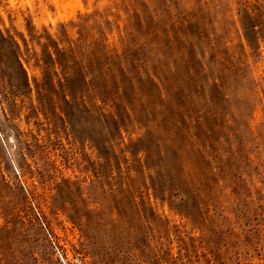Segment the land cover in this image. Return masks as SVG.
Instances as JSON below:
<instances>
[{"label": "rangeland", "instance_id": "374dc122", "mask_svg": "<svg viewBox=\"0 0 264 264\" xmlns=\"http://www.w3.org/2000/svg\"><path fill=\"white\" fill-rule=\"evenodd\" d=\"M0 264H264V0H0Z\"/></svg>", "mask_w": 264, "mask_h": 264}, {"label": "trees", "instance_id": "16d2710c", "mask_svg": "<svg viewBox=\"0 0 264 264\" xmlns=\"http://www.w3.org/2000/svg\"><path fill=\"white\" fill-rule=\"evenodd\" d=\"M58 52H59V55H57V58L55 59L56 64H58L60 67H63L64 61H66V64L67 63L69 64L68 68H71L72 70L77 72L78 76H80V79H78L80 84H81V82L82 83L86 82V84L90 85L94 82L93 74H91L92 76H90V74H89V73H92L91 72L92 68L90 66L88 56L82 55V56H80L79 60H74L73 57L71 56L69 50L61 49V50H58ZM101 53H103V55H105V54H107V50L103 49ZM110 58H112L111 59L112 61L109 64L107 62H104V65L101 64L100 67L98 66L96 68L97 69V75H98L97 79H100V80L103 79L102 82H105L106 80H108V79H105L108 76L112 79V82L117 81V75H116L117 71L113 70L112 66H114L115 64L118 63V62H115V60H120V59L117 56H114V57L112 56ZM63 59H65V60H63ZM84 59H86L85 63H84ZM103 68L107 69V71L110 73H105L107 71L103 70ZM118 70L122 75L129 73V71L125 68H122V69L118 68ZM74 71H73V74H74ZM105 89H106V87H105ZM69 91L72 93L71 96L74 97V95L76 96V93L79 91V89L71 87V88H69Z\"/></svg>", "mask_w": 264, "mask_h": 264}, {"label": "built area", "instance_id": "2783aa9c", "mask_svg": "<svg viewBox=\"0 0 264 264\" xmlns=\"http://www.w3.org/2000/svg\"><path fill=\"white\" fill-rule=\"evenodd\" d=\"M42 224L44 225V222H42Z\"/></svg>", "mask_w": 264, "mask_h": 264}]
</instances>
